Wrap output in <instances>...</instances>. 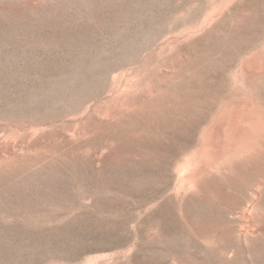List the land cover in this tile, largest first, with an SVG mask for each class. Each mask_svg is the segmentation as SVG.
Returning a JSON list of instances; mask_svg holds the SVG:
<instances>
[{"label":"rangeland","instance_id":"374dc122","mask_svg":"<svg viewBox=\"0 0 264 264\" xmlns=\"http://www.w3.org/2000/svg\"><path fill=\"white\" fill-rule=\"evenodd\" d=\"M0 264H264V0H0Z\"/></svg>","mask_w":264,"mask_h":264}]
</instances>
